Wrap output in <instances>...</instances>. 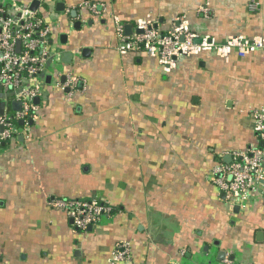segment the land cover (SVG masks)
<instances>
[{
    "label": "crops",
    "instance_id": "1",
    "mask_svg": "<svg viewBox=\"0 0 264 264\" xmlns=\"http://www.w3.org/2000/svg\"><path fill=\"white\" fill-rule=\"evenodd\" d=\"M39 1L51 48L71 51L61 66L78 85L69 93L47 84L27 135L0 147V264H111L120 244L129 264H206L220 252L264 264L259 197L234 212L212 181L219 156L257 146L251 115L264 110V49L226 59L202 52L164 72L142 51L120 54L111 21L148 20L166 32L183 17L217 44L264 39V0ZM84 2L106 12L93 15ZM56 198H96L112 211L76 231L48 205Z\"/></svg>",
    "mask_w": 264,
    "mask_h": 264
},
{
    "label": "built area",
    "instance_id": "2",
    "mask_svg": "<svg viewBox=\"0 0 264 264\" xmlns=\"http://www.w3.org/2000/svg\"><path fill=\"white\" fill-rule=\"evenodd\" d=\"M258 2L249 4L250 11H256ZM82 8L93 15L105 13L103 5L84 2ZM207 8L200 11L207 13ZM113 30L120 54L142 51L153 58L164 72L175 69L177 61L196 56L202 52H213L226 59L232 52L243 58L257 50L264 49V39H246L240 36L230 37L217 44L208 37H198L189 28L183 17L173 20L171 29L160 32L155 24L148 20H138L127 35L124 26L115 16H111ZM140 31V33H138ZM51 25L42 21L37 12H31L28 6H18L12 2L7 5L0 0V102L4 110L0 116V147L18 137L26 136L30 125L37 117L39 102L50 76L52 86L69 93L74 92L78 78L64 71L56 50L51 48ZM197 40V41H196ZM64 76L63 83L60 78ZM20 103L15 110L11 104ZM253 132L257 146L243 152H233L229 163L219 156L213 168V183L226 195L231 204L245 207L252 195H257L264 205V110L252 112ZM21 122V125L19 124ZM50 208L62 212L72 222L76 231L85 232L109 216L111 208L100 200L56 198L48 202ZM131 262L128 244H120L110 258L111 264H129ZM206 264H238L229 255L216 262Z\"/></svg>",
    "mask_w": 264,
    "mask_h": 264
},
{
    "label": "water",
    "instance_id": "3",
    "mask_svg": "<svg viewBox=\"0 0 264 264\" xmlns=\"http://www.w3.org/2000/svg\"><path fill=\"white\" fill-rule=\"evenodd\" d=\"M40 4H41V3H40L39 0H32L31 3H30V5L28 6V8H29V10H30L31 12H37L38 9H39V7H40ZM64 9H65V6H64V4H62V3H57L56 6H55V10H56V12H63ZM71 16H72V17H75V16H76V11H71ZM87 25L90 26V25H91V22H88ZM80 26H81V22H80V21H76V22H74V24L72 25V28H73L74 30H79V29H80ZM124 32H125L127 35H130L131 32H132V26L129 25V24H126V25L124 26ZM138 33H140V31H138ZM196 41H197V40H196ZM65 44H66V36H65V35H61L59 46L61 47V46L65 45ZM70 52H71V51H70ZM70 52H65V53H63V54H62L61 52H59V51L57 52L58 57H59V60H60V64H61V65H63V64H69V63L71 62L72 54H71ZM60 53H61V54H60ZM88 54H89V50H88V49L83 48V49L81 50V56H82V57H87ZM63 81H64V76H62V77L60 78V82L63 83ZM49 82H50V76L46 78V83L49 84ZM65 92H68V91L65 90ZM34 103H35L36 105H38V103H39V99H38V98H35V99H34ZM11 106H12V108L15 109V110H19V109H20V103H19V102H13V103L11 104ZM3 110H4V103H3V102H0V116H1L2 113H3ZM19 124L21 125V122H20ZM28 124L31 126V125H32V122L30 121ZM18 140H19V141L22 140V137H19ZM230 160H231V157H230L229 154L223 156V162H224V163H229ZM238 210H239V207H238V206H235V208H234V212H237ZM71 223H72V222L70 221V224H71ZM91 228H92V227H89V228L87 229V231H90ZM258 236H261V234L259 233V235H257V237H258ZM257 237H256V239H257ZM224 255H225V254H224L223 252H220V253L218 254V256H217V260H221V259L224 257Z\"/></svg>",
    "mask_w": 264,
    "mask_h": 264
},
{
    "label": "rangeland",
    "instance_id": "4",
    "mask_svg": "<svg viewBox=\"0 0 264 264\" xmlns=\"http://www.w3.org/2000/svg\"><path fill=\"white\" fill-rule=\"evenodd\" d=\"M5 3H6L7 5H11V4H12V0H5Z\"/></svg>",
    "mask_w": 264,
    "mask_h": 264
}]
</instances>
